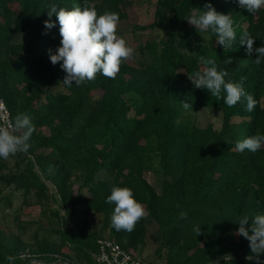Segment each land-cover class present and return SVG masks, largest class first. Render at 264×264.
<instances>
[{
  "label": "trees",
  "instance_id": "trees-1",
  "mask_svg": "<svg viewBox=\"0 0 264 264\" xmlns=\"http://www.w3.org/2000/svg\"><path fill=\"white\" fill-rule=\"evenodd\" d=\"M127 1L87 3L100 14L117 12L121 22L129 18ZM84 3L0 0V93L12 119L26 114L35 126L28 152L0 159V203L11 205L13 192H19L23 204L40 205L48 225L27 222L38 225L28 242L21 234L8 242L0 233V264H10L8 256L11 264H35L22 257L26 247L47 264L59 257L61 264H94L97 241L107 236L97 216L107 218V237L144 264H152L143 258L149 243L163 264H255L245 259L249 242L235 233L240 217L264 214V146L253 153L237 151L235 144L264 134V63L256 65L240 44L247 31L254 47L264 46V9L251 14L238 0H156L153 21L133 27L149 34L139 60L124 62L114 79L98 74L69 86L48 53L60 46L59 25L47 30L44 21L51 4L71 9ZM207 3L231 15L237 34L231 48L187 22L193 8ZM201 56L215 59L218 70L228 72L226 81L246 78L245 91L257 101L253 111L246 110L244 99L228 107L223 91L217 97L194 87L188 75L202 70ZM228 57L231 64L225 63ZM185 101L220 112L221 126L192 120ZM151 150L158 153L159 182L147 166ZM113 186L131 188L146 210L132 232L111 226L115 206L106 200ZM181 212L186 219L179 218ZM148 219L157 224L153 242Z\"/></svg>",
  "mask_w": 264,
  "mask_h": 264
},
{
  "label": "clouds",
  "instance_id": "clouds-1",
  "mask_svg": "<svg viewBox=\"0 0 264 264\" xmlns=\"http://www.w3.org/2000/svg\"><path fill=\"white\" fill-rule=\"evenodd\" d=\"M241 8L251 14H256L264 9V0H238ZM48 19L44 21V27L51 30L59 25L60 46L53 54L48 50L50 61L53 65L60 63V67L66 73L63 83L71 86L73 81L76 86L85 82L94 81L97 75L114 79L121 65L131 59L134 49L128 41L118 34L119 14L105 10L98 13L94 6L85 0L83 6L74 5L71 9L49 5L47 9ZM55 15L56 21H52ZM187 22L194 26L197 31H211L218 39L217 43L224 49L231 48L237 34L233 27L231 15L218 12L211 3H207L204 9L193 8V12L186 18ZM47 34V33H45ZM255 38L247 31L240 34V44L246 46L249 57L255 56L254 63H264V46L254 47ZM62 62V63H61ZM200 62L204 67L188 75V79L196 89L208 90L211 95L219 97L225 93L223 99L228 107H234L242 99L246 101V110L251 112L255 109L257 101L247 93L244 88L245 77L239 82L225 79L228 76L226 70H218L215 59L201 56ZM232 63V58L225 61ZM185 109H192L189 102H181ZM35 126L26 114H17L12 120L0 124V159L7 160L17 153L29 151L32 134ZM264 146V134L238 140L235 144L237 151L244 150L257 152ZM107 203L114 204L111 215V226L117 231L132 232L136 225L145 217L146 210L134 196L129 187L113 186ZM180 219H186L187 213L181 212ZM239 227L235 235L244 237L249 242L250 254L245 257L247 261L255 264H264L261 259L264 256V214H255L252 217L242 216L237 221ZM196 235L201 234V227H194ZM231 259V256L228 255ZM10 262L12 256L6 257Z\"/></svg>",
  "mask_w": 264,
  "mask_h": 264
},
{
  "label": "rangeland",
  "instance_id": "rangeland-1",
  "mask_svg": "<svg viewBox=\"0 0 264 264\" xmlns=\"http://www.w3.org/2000/svg\"><path fill=\"white\" fill-rule=\"evenodd\" d=\"M127 9L129 13V18L119 22L118 34L128 41L129 45L134 49V54L132 58L139 60L141 57V45L144 43L148 37V32L135 31L133 30L134 25H144L153 21L154 13L156 10V0H128ZM28 35H24L25 39ZM138 101V96H135ZM185 109V108H184ZM185 113L192 119L195 120L202 126H205L208 122H214L217 127L221 126L222 116L220 112H212L208 108H197L192 106V109H185ZM147 166L153 170L152 176L155 180L159 182L161 178L160 173V163L158 153L154 150L149 151ZM11 188L5 191V194H9ZM13 201L11 205L4 202L0 203V233L3 238L8 241H16L18 237L22 236L25 241H32L34 239V233L37 230L38 225L35 223L27 224V222H34L41 220L46 226L47 218L42 215V208L40 205H30L23 204L22 194L19 192H13ZM96 225L101 230L102 235L109 234V223H107V218L105 216H97L94 218ZM150 226L149 241L153 242L156 240L157 224L152 219L147 220ZM23 225H27V229L24 230ZM45 230H41L44 233ZM156 245L149 243L143 252V258L152 264H163V261L156 257L154 250ZM21 255L23 258H31L34 254L30 247H26L22 250ZM33 260V257L31 258ZM74 263V262H72ZM71 263V264H72ZM75 264V263H74Z\"/></svg>",
  "mask_w": 264,
  "mask_h": 264
},
{
  "label": "built area",
  "instance_id": "built-area-1",
  "mask_svg": "<svg viewBox=\"0 0 264 264\" xmlns=\"http://www.w3.org/2000/svg\"><path fill=\"white\" fill-rule=\"evenodd\" d=\"M10 120H12L10 110L0 93V124ZM97 245L98 250L94 255V264H144L140 257L134 255L121 246V244L107 236L100 237L97 241ZM32 257L33 260L31 261L35 264H47L37 259L35 256ZM61 261L62 259L59 257L58 261L53 264H61ZM66 263L71 264L69 262Z\"/></svg>",
  "mask_w": 264,
  "mask_h": 264
}]
</instances>
